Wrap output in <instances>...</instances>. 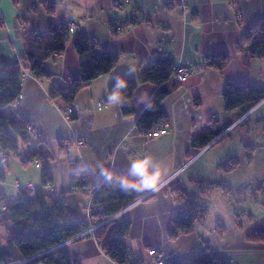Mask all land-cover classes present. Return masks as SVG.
Returning <instances> with one entry per match:
<instances>
[{
    "label": "crops",
    "instance_id": "crops-1",
    "mask_svg": "<svg viewBox=\"0 0 264 264\" xmlns=\"http://www.w3.org/2000/svg\"><path fill=\"white\" fill-rule=\"evenodd\" d=\"M121 1L0 0V68L24 69L25 33L45 32L50 24L76 27L64 51L44 64L53 77L36 79L24 69L22 99L11 105L32 126L30 135L39 144L35 147L47 155L52 183L45 189L64 197L73 221H84L91 198L70 188L72 172H86L94 185L110 174L137 180L129 174L131 162L150 157L161 172L156 188L137 191L142 196L111 218L130 222L126 244L131 261L153 264L148 250L155 249L167 264H188L209 249L226 264H264V99L249 110L229 112L222 99L226 84L264 92V58L247 59L245 47L238 51L242 36L264 21V0H129L125 6ZM76 37L117 54L118 61L80 90L74 100L78 111L67 121L61 101L51 100L49 91L79 77ZM221 52L230 57L222 70L199 67L204 57ZM156 58L191 69L186 81L161 102L167 132L151 137L137 130L136 118L147 108L155 86L138 80ZM115 78L138 82L125 103L106 99ZM127 105L134 108L133 115L122 114ZM210 123L226 126L222 137L193 148V139ZM78 140L83 142L80 148L73 146ZM68 144L72 146L66 148ZM8 160L0 182V212L18 196L12 182L42 183L40 160ZM231 163L235 165L229 170ZM177 186L205 213L192 232L170 240L172 218L180 207L172 191ZM90 223L97 226L95 219ZM11 231V225L0 222L1 246ZM87 235L63 244L71 259L116 264Z\"/></svg>",
    "mask_w": 264,
    "mask_h": 264
},
{
    "label": "trees",
    "instance_id": "trees-1",
    "mask_svg": "<svg viewBox=\"0 0 264 264\" xmlns=\"http://www.w3.org/2000/svg\"><path fill=\"white\" fill-rule=\"evenodd\" d=\"M68 39L69 26L65 24H50L45 32L25 33L26 50L21 60L23 68L36 79L53 77L46 71L44 64L64 51ZM73 45L80 58L79 77L71 80L67 86H55L49 91V98L61 101L62 107L71 105L80 90L110 72L118 61L117 54L100 50L95 42L85 38L76 37ZM242 47H245L247 59L264 58V21L258 22L242 36L238 51ZM229 58L226 52L207 55L199 67L222 70ZM193 65L197 66V63ZM24 69L17 65L12 68H0V156L8 157V153L19 154L23 146L27 154L22 160L25 164L34 160L41 161L42 183L39 187L32 186L31 189L24 186L19 188L16 200L5 204L0 212V222H7L12 230L5 246L0 245V264H77L63 244L87 231L91 225L87 220L73 221L64 197L45 189L52 183L47 155L44 156L35 147L39 144L31 143L30 133L33 128L30 123L11 108L20 94ZM175 69L172 60L156 58L139 78V83L155 86L147 108L136 118V127L141 134H150L155 128L161 127L166 119L161 110V102L178 85L174 79ZM187 69L190 72L191 68ZM138 82L124 78L113 79L107 88V101L127 102L136 90ZM120 84L125 86L121 87ZM113 95L118 99L113 101ZM222 99L225 111H246L264 99V92L248 86L226 84ZM121 111L124 116L134 114V108L130 105L123 106ZM74 118L72 117V120ZM225 129L224 125L217 128L210 123L201 135L193 139L191 146L202 149L220 139ZM6 162L0 165V182L5 180ZM234 165L231 163L227 168L231 170ZM120 178H127L130 183L136 181L131 177L110 174L94 185L86 172L76 171L70 174L69 185L72 190L88 193L91 198L90 206L93 211L90 218L95 219L97 226L87 236H91L100 245L103 254L116 264H141L140 261L130 260L126 244L130 222L111 219L142 196L132 189L124 191L118 187L117 181ZM172 191L176 193L180 207L172 218L168 233L170 240L192 232L194 225L202 222L205 213L187 196L181 186L173 188ZM188 264L226 263L217 254L206 249Z\"/></svg>",
    "mask_w": 264,
    "mask_h": 264
},
{
    "label": "built area",
    "instance_id": "built-area-1",
    "mask_svg": "<svg viewBox=\"0 0 264 264\" xmlns=\"http://www.w3.org/2000/svg\"><path fill=\"white\" fill-rule=\"evenodd\" d=\"M128 1L129 0H122L120 5L125 6V5H127ZM75 28H76L75 25L70 24L69 25V32H72ZM188 75H189V72H188L187 67L180 65V66L176 67V69H175L174 79L178 83H183V82L186 81ZM21 99H22V95L19 94L18 97L16 98V100L14 101L13 105L18 104L21 101ZM77 111H78V105L73 102L71 105L65 106L62 109V114H63L64 118L67 121H69L77 113ZM166 132H167V127L166 126H161V127L155 128L154 131H152L149 134V136L158 137V136H160L162 134H165ZM82 145H83V142L81 140L74 141V143H73V146L76 147V148H80ZM71 146H72V144L71 145L68 144V145H66V148H70ZM7 160H8L7 156H2L1 155L0 156V165L4 164ZM38 166H39V164H36V167H38ZM14 186H15L16 189H19V188L23 187L19 183H15ZM262 186L264 187V180L262 182ZM24 187L27 188V189H31L32 185L30 183H28ZM92 211H93L92 207L89 206V208L87 210V213H88L87 220H88L89 223L91 222V218L90 217H91ZM90 225H92V224L90 223ZM94 228H95L94 226H90V228L87 231L83 232L80 235H83L85 233H88V234L92 233ZM148 255L152 259L153 264H167L164 261L161 253L158 252L155 249L148 250Z\"/></svg>",
    "mask_w": 264,
    "mask_h": 264
},
{
    "label": "clouds",
    "instance_id": "clouds-1",
    "mask_svg": "<svg viewBox=\"0 0 264 264\" xmlns=\"http://www.w3.org/2000/svg\"><path fill=\"white\" fill-rule=\"evenodd\" d=\"M120 86L124 87L125 85L120 84ZM111 99L115 101L118 97L113 95ZM128 171L129 174L136 177L137 180L130 183L127 178H120L117 181V186L124 191H128L129 189L134 191L153 190L156 188L158 180L161 176L159 167L152 162L150 157H145L131 162Z\"/></svg>",
    "mask_w": 264,
    "mask_h": 264
},
{
    "label": "rangeland",
    "instance_id": "rangeland-1",
    "mask_svg": "<svg viewBox=\"0 0 264 264\" xmlns=\"http://www.w3.org/2000/svg\"><path fill=\"white\" fill-rule=\"evenodd\" d=\"M30 139H31V143L33 144V145H35V142H34V138H33V136L32 135H30ZM19 154H13V153H8V161H11V162H13V161H19V160H23L26 156H27V154H26V152L24 151V147L23 146H21V148H20V150H19V152H18ZM7 164V163H6ZM15 183H17V182H15ZM15 183H13L12 182V184L14 185ZM15 188V187H14Z\"/></svg>",
    "mask_w": 264,
    "mask_h": 264
},
{
    "label": "water",
    "instance_id": "water-1",
    "mask_svg": "<svg viewBox=\"0 0 264 264\" xmlns=\"http://www.w3.org/2000/svg\"><path fill=\"white\" fill-rule=\"evenodd\" d=\"M105 222H106V221H105ZM105 222H104V223H105ZM101 224H103V223H101ZM101 224H100V225H101Z\"/></svg>",
    "mask_w": 264,
    "mask_h": 264
}]
</instances>
